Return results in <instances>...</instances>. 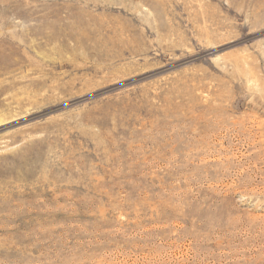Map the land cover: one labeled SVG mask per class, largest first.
Segmentation results:
<instances>
[{"label":"rangeland","instance_id":"1","mask_svg":"<svg viewBox=\"0 0 264 264\" xmlns=\"http://www.w3.org/2000/svg\"><path fill=\"white\" fill-rule=\"evenodd\" d=\"M0 264H264V0H0Z\"/></svg>","mask_w":264,"mask_h":264}]
</instances>
